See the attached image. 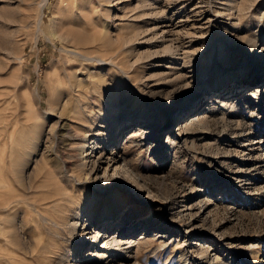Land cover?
Listing matches in <instances>:
<instances>
[{
	"label": "rangeland",
	"instance_id": "rangeland-1",
	"mask_svg": "<svg viewBox=\"0 0 264 264\" xmlns=\"http://www.w3.org/2000/svg\"><path fill=\"white\" fill-rule=\"evenodd\" d=\"M43 1L0 0V264H264V0H97L75 78Z\"/></svg>",
	"mask_w": 264,
	"mask_h": 264
},
{
	"label": "bare ground",
	"instance_id": "bare-ground-1",
	"mask_svg": "<svg viewBox=\"0 0 264 264\" xmlns=\"http://www.w3.org/2000/svg\"><path fill=\"white\" fill-rule=\"evenodd\" d=\"M97 0H81L80 2H78L76 5H74V8L76 9L75 10V14L71 15L74 17V19L76 18V22L71 24V27L68 29V31L66 32V34L68 36H70L71 38V41H72V46L73 48H75L77 50L76 52V55H77V61H79L78 64H76L75 66V69L77 70L76 73H72L70 74L71 78H75L76 74L77 73H80L82 74L83 73V70L86 71V60L87 59H90L91 57H89L88 55H86V51H87V45L88 43L90 42H87L86 43V36L88 35L87 34V29H86V18H87V12L86 11L88 9V6H91L93 3H95ZM98 1H103V2H107L106 4H109L111 3L112 1L111 0H98ZM48 3V0H44L43 3H42V7L47 5ZM72 3V1H71ZM97 4V3H95ZM94 5V4H93ZM92 5V6H93ZM95 6V5H94ZM106 6V5H105ZM72 7V6H71ZM96 9V8H95ZM91 13V12H89ZM70 15V14H69ZM93 16V15H92ZM90 19V18H89ZM92 19V18H91ZM94 19V18H93ZM93 23V22H92ZM91 27V26H89ZM94 27V25H93ZM92 28V27H91ZM96 28V26H95ZM91 32V31H90ZM89 33V32H88ZM87 34V35H86ZM65 35V34H63ZM90 35H92L90 33ZM91 37V36H90ZM70 40V39H69ZM68 40V41H69ZM98 45V44H96ZM89 46H92V45H89ZM100 46V45H99ZM96 47V46H94ZM93 48V47H92ZM74 49V50H75ZM93 52V51H92ZM90 53V52H89ZM74 68V67H73ZM72 69V68H71ZM260 84V83H259ZM239 85V83H238ZM62 92H61V95H65V91L63 92V90H66V91H69V90H72V94L69 96V100H70V108L69 110L67 111V113L64 114V117L68 120V123H66L63 127H62V132L57 134L58 136H61L63 135L64 136H68V137H73L71 136V134L73 133L72 130L77 128L76 125H81V124H86L88 122V120L86 119V97L87 98H90L92 95V90L91 89H88V91L86 92V83L83 85V83H78L76 80H70V82H68V84H66L65 87H62ZM261 91V95H259ZM69 93V92H68ZM71 93V91H70ZM241 93H239L237 96H235L234 94L231 96L230 94L226 97L229 98L226 99V100H221V102L224 103H232V105H236L240 102H243V99L241 98ZM264 95V90H259L257 89L256 91H251L250 94L247 96V98H254V99H261L262 96ZM66 96V95H65ZM261 96V97H260ZM64 97V96H63ZM68 97V96H67ZM248 100V99H247ZM248 101H251V100H248ZM187 102V101H186ZM185 105H189L188 103H185ZM223 106V105H222ZM81 109H84V110H81ZM203 109V107L199 110L201 111ZM199 111L197 113H199ZM85 112V113H83ZM196 113V112H194ZM197 116V114H194L192 117H195ZM192 123V122H191ZM79 128V127H78ZM252 128V127H251ZM81 128H79L80 130ZM76 130V129H75ZM62 137V136H61ZM260 141L262 142L263 138H264V135L260 136ZM59 138V137H58ZM66 138V137H65ZM64 139V138H63ZM67 139V138H66ZM60 140V139H58ZM57 140V141H58ZM74 140V139H72ZM62 141V138L61 140ZM66 141H69V140H66ZM248 142H251V139L248 138ZM72 143V142H71ZM64 144V143H62ZM69 144V143H67ZM257 144H260V142H258ZM70 145V144H69ZM260 149V148H259ZM119 161H121V164L124 162L123 159H120ZM75 163V162H74ZM123 165L127 168H129V165L127 163H123ZM131 169V168H129ZM253 169V168H252ZM86 174V173H85ZM76 179L80 180L81 177L79 175L76 176ZM78 203V202H77ZM242 204V203H241ZM85 206V204L83 203H80V206H77V211L74 212L75 213V216L77 215V217L75 218L76 221H78L80 219V210H82V207ZM74 211V208L72 210H70V212ZM115 213V212H114ZM113 213V214H114ZM68 220V219H67ZM163 221V222H162ZM79 222V221H78ZM65 223V222H62V224ZM161 225L159 224V228L161 227H165V229L167 228H170V221H169V218H166L164 217L163 219H161ZM60 224V223H59ZM79 223H76V224H72L71 227L69 228L70 230H76L77 229V226H78ZM67 230V229H66ZM133 231L130 230V231H125V234L126 235H129V236H125L124 237V240L127 241V243H132V239L130 237V234L132 233ZM95 237H98V234H95L94 235ZM94 237V238H95ZM112 241L113 243L116 242L118 243L119 245L120 242H118L117 240H114V238H112ZM121 241V240H120ZM111 243V242H110ZM64 255V254H63ZM67 255V254H66ZM264 256V254H263ZM66 257V256H65ZM66 259V258H65ZM68 262V261H67ZM262 262L264 263V257L262 259ZM186 263V262H185ZM183 264V263H182Z\"/></svg>",
	"mask_w": 264,
	"mask_h": 264
}]
</instances>
